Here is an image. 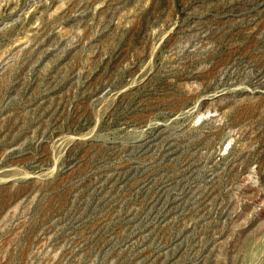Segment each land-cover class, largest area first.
<instances>
[{"label":"rangeland","instance_id":"rangeland-1","mask_svg":"<svg viewBox=\"0 0 264 264\" xmlns=\"http://www.w3.org/2000/svg\"><path fill=\"white\" fill-rule=\"evenodd\" d=\"M0 264H264V0H0Z\"/></svg>","mask_w":264,"mask_h":264}]
</instances>
